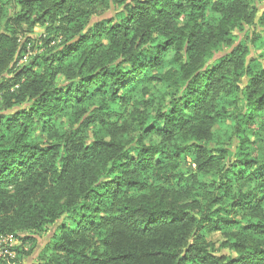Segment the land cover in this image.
<instances>
[{"label": "trees", "instance_id": "16d2710c", "mask_svg": "<svg viewBox=\"0 0 264 264\" xmlns=\"http://www.w3.org/2000/svg\"><path fill=\"white\" fill-rule=\"evenodd\" d=\"M263 4L0 0V264H264Z\"/></svg>", "mask_w": 264, "mask_h": 264}, {"label": "rangeland", "instance_id": "374dc122", "mask_svg": "<svg viewBox=\"0 0 264 264\" xmlns=\"http://www.w3.org/2000/svg\"><path fill=\"white\" fill-rule=\"evenodd\" d=\"M264 11V4L260 6V13L258 15V19L260 17V15L262 14V12ZM115 13V10H111L109 11L107 14H105L103 17H106V16H112L114 15ZM98 19H96L95 21H97ZM248 30V33L250 32V34H253V30L252 29H247ZM44 34V30L41 29V28H36L35 29V32L34 34L32 35V38L33 39H36L38 38L39 36L43 35ZM241 39H243V35L241 36ZM23 40V38H22ZM31 54H28L25 58H24V61L27 62L29 59H31V57H33L35 55V52H30ZM213 241L215 242H220L221 241V236L217 233V232H214L212 234L209 235ZM49 234L47 235H43L40 239H39V243H38V246L37 247H33L32 244L30 245H26L24 247L25 251H31V254L29 256H26L23 258L22 260V264H34L37 262V259H38V255L41 251V249L43 248V246L48 242L49 240ZM20 246V243H15V247H19ZM226 253V252H224Z\"/></svg>", "mask_w": 264, "mask_h": 264}, {"label": "built area", "instance_id": "2783aa9c", "mask_svg": "<svg viewBox=\"0 0 264 264\" xmlns=\"http://www.w3.org/2000/svg\"><path fill=\"white\" fill-rule=\"evenodd\" d=\"M15 243L17 242L11 236H0V263L8 258H15V252L12 251Z\"/></svg>", "mask_w": 264, "mask_h": 264}]
</instances>
